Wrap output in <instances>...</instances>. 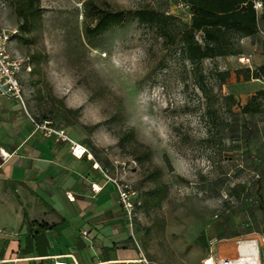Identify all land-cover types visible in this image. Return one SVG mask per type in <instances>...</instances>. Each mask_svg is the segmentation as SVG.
Wrapping results in <instances>:
<instances>
[{"label":"rangeland","instance_id":"obj_1","mask_svg":"<svg viewBox=\"0 0 264 264\" xmlns=\"http://www.w3.org/2000/svg\"><path fill=\"white\" fill-rule=\"evenodd\" d=\"M12 1L0 0L6 27H18ZM85 1L41 0L40 27L29 41L19 30L10 42V52L31 67L20 73L29 114L65 129L103 170L134 185L140 204L133 237L148 264L237 257L239 241L264 235V119L238 108L263 85L236 74L246 68L243 55H250L253 69L263 62L261 37L238 38L239 54L195 67L182 49L178 21L163 35L134 17L87 39ZM98 2L113 11L151 8L180 22L191 16L177 0ZM129 129L149 149V160L137 159L142 149L134 143L119 144ZM154 167L168 191L160 207L147 208V174Z\"/></svg>","mask_w":264,"mask_h":264},{"label":"crops","instance_id":"obj_2","mask_svg":"<svg viewBox=\"0 0 264 264\" xmlns=\"http://www.w3.org/2000/svg\"><path fill=\"white\" fill-rule=\"evenodd\" d=\"M23 98L0 97V264H148L92 153L35 130Z\"/></svg>","mask_w":264,"mask_h":264},{"label":"trees","instance_id":"obj_3","mask_svg":"<svg viewBox=\"0 0 264 264\" xmlns=\"http://www.w3.org/2000/svg\"><path fill=\"white\" fill-rule=\"evenodd\" d=\"M98 1L84 2V35L87 39L99 36L134 17L140 22L155 25L163 35H168L169 28L178 21L182 49L186 58L195 67L199 66L204 59L239 54L236 40L253 37L258 34V27L264 26V0L259 15L253 8L251 0H183L190 5L191 16L188 23L180 22L172 14L151 8L113 11ZM12 7L18 19V33L20 30L24 34L22 36L24 41H29L31 32L41 25V0H13ZM197 34H200V40L197 39ZM236 74H242L246 81L264 79V52L263 62L259 66L252 70L247 67L245 70H237ZM219 75L220 81L223 82L229 76V72H222ZM201 89L203 90V87ZM227 99L234 103L233 96L228 95ZM238 108L243 115H261L264 119V86L252 93L245 103L238 105ZM68 111L77 112L71 109ZM66 124L70 125L72 122ZM118 142L120 145L134 143L140 147L142 150L137 158L139 161L150 159L149 149L137 141L132 129L122 132L118 136ZM167 163L170 165L168 160ZM147 179L150 180L152 187L145 193L146 198L143 204L147 208L160 207L168 191L167 184L161 179V170L154 167L148 172ZM262 248L264 244L259 248V256L264 263V258L260 255Z\"/></svg>","mask_w":264,"mask_h":264},{"label":"built area","instance_id":"obj_4","mask_svg":"<svg viewBox=\"0 0 264 264\" xmlns=\"http://www.w3.org/2000/svg\"><path fill=\"white\" fill-rule=\"evenodd\" d=\"M251 2L257 15H259L263 8V0H251ZM176 6L182 10L190 9V5L183 0H177ZM17 33V27H6L0 24V97L15 99L23 105L24 100L20 73L22 71H31V67L27 59L14 55L9 50L10 42ZM258 35L261 37L264 44V26L258 27ZM241 60L245 67L250 70L253 69L250 55H243ZM259 82L264 86V79L259 80ZM30 120L35 130L42 132L48 137L54 136L62 141L70 143L71 151L74 155L82 156L88 153L87 148L83 147V151L77 154L76 149L78 143L68 136L65 129L52 126L51 122L48 120L39 122L35 121L33 118H30ZM101 173L106 181L114 186L118 204L122 208L129 226L133 227L135 209L140 204L138 191L130 181L110 175L107 169H101ZM92 189L96 191L99 188L93 184ZM83 234H86V231H83ZM262 244H264V235H260L257 239L242 240L238 242L237 248L242 246L243 255L238 253L237 257L218 260L214 259L213 256H208L202 260V264H264L261 262L259 256V247ZM68 256L72 259L71 263L64 260L66 256H58L54 258V264H77L72 255Z\"/></svg>","mask_w":264,"mask_h":264},{"label":"bare ground","instance_id":"obj_5","mask_svg":"<svg viewBox=\"0 0 264 264\" xmlns=\"http://www.w3.org/2000/svg\"><path fill=\"white\" fill-rule=\"evenodd\" d=\"M76 151H77V154H80L83 151V146L78 144V147H77ZM239 254L243 255L242 246L239 247Z\"/></svg>","mask_w":264,"mask_h":264}]
</instances>
